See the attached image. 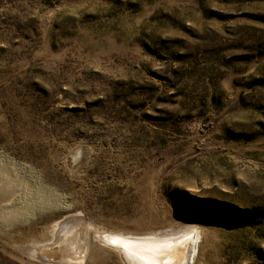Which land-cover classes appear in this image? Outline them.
<instances>
[{
	"label": "rangeland",
	"instance_id": "rangeland-1",
	"mask_svg": "<svg viewBox=\"0 0 264 264\" xmlns=\"http://www.w3.org/2000/svg\"><path fill=\"white\" fill-rule=\"evenodd\" d=\"M3 186L0 264L68 213L264 264V0H0Z\"/></svg>",
	"mask_w": 264,
	"mask_h": 264
},
{
	"label": "bare ground",
	"instance_id": "bare-ground-1",
	"mask_svg": "<svg viewBox=\"0 0 264 264\" xmlns=\"http://www.w3.org/2000/svg\"><path fill=\"white\" fill-rule=\"evenodd\" d=\"M10 194L8 186L1 187L0 203L8 202ZM193 226L192 223L178 222L141 235L122 234L90 224L82 213H68L60 221L55 222L43 237H34L29 241L30 243L20 244L17 249L34 260L46 264H88L95 248H99V245L115 250L124 264H141L136 254L162 257L161 264L166 259L174 260L176 264H191L197 249L200 250L199 242L194 235L202 236L197 229L190 228ZM172 228L178 232L171 234ZM118 234L124 238L120 243L125 244L126 250L113 247L109 243L116 239ZM64 244L66 245L63 249L61 246ZM60 248L63 249V254L58 250Z\"/></svg>",
	"mask_w": 264,
	"mask_h": 264
},
{
	"label": "snow or ice",
	"instance_id": "snow-or-ice-1",
	"mask_svg": "<svg viewBox=\"0 0 264 264\" xmlns=\"http://www.w3.org/2000/svg\"><path fill=\"white\" fill-rule=\"evenodd\" d=\"M124 238L120 236L119 234L117 235V238L109 241V243L116 248L126 250V246L124 243H120ZM137 259L141 261V264H161L162 257H156L152 256L150 254H136ZM163 264H176V261L171 260V259H166L163 260Z\"/></svg>",
	"mask_w": 264,
	"mask_h": 264
},
{
	"label": "water",
	"instance_id": "water-1",
	"mask_svg": "<svg viewBox=\"0 0 264 264\" xmlns=\"http://www.w3.org/2000/svg\"><path fill=\"white\" fill-rule=\"evenodd\" d=\"M68 242H69V241H68ZM68 242L66 243L67 245H68ZM66 244H64V245L61 246V247H62V248H63V247L65 248V245H66ZM67 247H68V246H67ZM64 248H63V249H64ZM63 249L60 248V249H58V250H60V252L63 254V253H64V252H63ZM53 254H54V253H53ZM53 256L56 257L55 254H54ZM59 256H60V255H58V257H59Z\"/></svg>",
	"mask_w": 264,
	"mask_h": 264
}]
</instances>
